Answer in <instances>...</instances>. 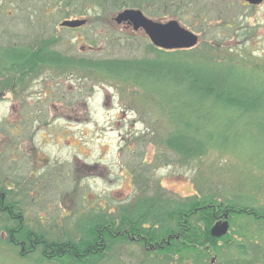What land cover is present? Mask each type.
Returning a JSON list of instances; mask_svg holds the SVG:
<instances>
[{
    "label": "rangeland",
    "instance_id": "obj_1",
    "mask_svg": "<svg viewBox=\"0 0 264 264\" xmlns=\"http://www.w3.org/2000/svg\"><path fill=\"white\" fill-rule=\"evenodd\" d=\"M142 1L0 0V39L8 42L11 24L31 19L44 24L41 31L31 32V38L51 39L49 47L63 53L93 60L150 56L148 47L153 44L147 34L114 20L126 7L140 8L153 20L176 19L199 35L192 54L209 53L213 47L217 58L232 54L259 69L264 66V1ZM75 17L88 19L86 27L74 32L60 29L58 23ZM88 45L93 49L88 51ZM244 71L249 78L256 75L250 67ZM257 73L260 76L252 79L264 82V71ZM30 77L16 94L9 89L11 74L0 89V186H11L9 181L15 179V192L33 230L45 231L51 239L70 236L77 241L94 215L116 216L120 207L132 203L140 186L154 193L160 185L177 198L215 194L222 203L232 195H247L264 205V100L256 113L243 115L236 109L227 113L222 104H205L213 115L211 127L229 134L221 150L185 164L162 142L171 126L169 114L159 110L164 99L158 94L146 98L137 87L120 81L57 69ZM14 97L20 98L15 107ZM4 220L0 215V264H65L64 257L46 259L40 250L22 254L20 247L6 241ZM232 220L229 246L219 242L221 254L209 251L201 263H194L189 254L180 261L144 249L132 237L133 243L123 248L114 244L97 263H223V256L235 254L236 245L243 242L244 219Z\"/></svg>",
    "mask_w": 264,
    "mask_h": 264
},
{
    "label": "trees",
    "instance_id": "obj_2",
    "mask_svg": "<svg viewBox=\"0 0 264 264\" xmlns=\"http://www.w3.org/2000/svg\"><path fill=\"white\" fill-rule=\"evenodd\" d=\"M148 48L150 56L90 62L82 56L66 58L62 51L48 48L42 60L60 67L61 73H66L62 71L65 67H72L77 73L137 87L146 98L152 99L158 94L159 99H164V103H158L159 110L169 114L171 126L162 142L180 163L188 164L211 150H221L223 140L228 137L224 129L211 127L213 115L205 110V104L211 107L222 104L227 107L226 111L236 109L241 115L260 109L264 82L252 78L259 77L257 72L264 71V66L259 69L235 59L232 54L217 58L213 47L209 53L194 51L195 54H192L193 48L165 50L153 45ZM247 67L256 75L249 78L244 71ZM8 75L0 73V89L8 81ZM140 187L132 203L120 207L116 216L94 215L75 241L70 236L51 239L45 231L30 228L16 188L7 191L8 186L2 184L0 191L7 192L4 209H0V215L5 218L2 229L8 234L6 241L20 247L22 254L40 250L46 259L60 261L64 257L65 264H98L114 244L123 248L124 243H133L129 239L132 237L143 248L145 243L154 244L155 250L165 256H177L182 261L189 254L194 263H201L209 251L221 254L219 242L225 248L229 246V234L216 238L210 233L211 227L228 214L230 220L244 219L243 242L236 245L235 254L223 256V263L219 264H264V205H256L253 197L237 194L222 203L215 194L201 192L177 198L167 194L160 185L154 193L149 191L151 194L147 188Z\"/></svg>",
    "mask_w": 264,
    "mask_h": 264
},
{
    "label": "flooded vegetation",
    "instance_id": "obj_3",
    "mask_svg": "<svg viewBox=\"0 0 264 264\" xmlns=\"http://www.w3.org/2000/svg\"><path fill=\"white\" fill-rule=\"evenodd\" d=\"M67 19H76V17L67 18ZM17 22H20V20L18 19ZM62 22L58 23L60 29H66L74 32L78 29L86 27V25L88 24V19H86L85 24L78 27L63 26ZM42 25L44 24L40 23L39 21L33 24L31 19L30 20L25 19L23 20L22 23L14 22L9 27V30L8 31L6 30L7 32H9V35L7 36V38H9L8 42L7 40L0 39V51H3V54L0 55V73L11 74V82L9 88L11 93L14 92L15 90V94H16L18 90L24 89L26 87L25 86L26 83L31 78L30 74H39L40 76L42 73L48 72L49 70L61 69L56 65H50L46 63L44 60H42L43 53L46 54L45 50L47 49L48 51V48L52 49L51 47H49V42H48L51 41V39L44 38L43 36L35 39L31 38V32L37 33L38 31H41ZM118 25H123L126 29L130 27L133 28V25L130 24L129 22H123L122 24H118ZM21 31H24V33H22ZM2 42L5 43L3 44ZM92 49L93 46L88 45V51ZM63 55L66 58H73L71 57L73 55L68 53H63ZM82 57L87 59L88 62L93 60L92 57H84V56ZM65 68L66 69H62V71L66 73H73L76 71V69L72 67L70 68L65 67ZM12 100L14 101L12 106L15 107L18 104L20 98L14 97L12 98ZM9 182L11 186L5 184L6 186H8L7 191L9 189H14L15 188L14 185H16L14 178H12V180ZM6 199H7V192L4 190L0 191V209H4V204L6 202ZM145 248L146 249L153 248L154 250L156 247L153 244L149 245L145 243Z\"/></svg>",
    "mask_w": 264,
    "mask_h": 264
},
{
    "label": "water",
    "instance_id": "obj_4",
    "mask_svg": "<svg viewBox=\"0 0 264 264\" xmlns=\"http://www.w3.org/2000/svg\"><path fill=\"white\" fill-rule=\"evenodd\" d=\"M251 4H260L263 0H246ZM118 24L129 22L135 30L143 29L152 44L160 49L178 50L190 49L198 45L199 35L184 27L181 23L172 19L167 22H159L147 17L142 10L126 8L115 17ZM86 23L84 19L65 20L63 26L78 27ZM228 214L223 219L218 220L210 230L212 236L223 237L229 231L230 223ZM170 241L168 240V244Z\"/></svg>",
    "mask_w": 264,
    "mask_h": 264
}]
</instances>
